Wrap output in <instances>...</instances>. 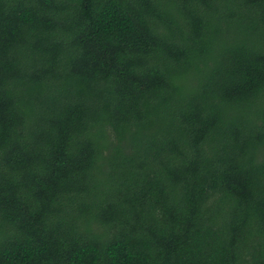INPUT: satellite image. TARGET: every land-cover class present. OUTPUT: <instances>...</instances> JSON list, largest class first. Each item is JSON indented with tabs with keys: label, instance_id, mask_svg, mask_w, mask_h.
<instances>
[{
	"label": "trees",
	"instance_id": "obj_1",
	"mask_svg": "<svg viewBox=\"0 0 264 264\" xmlns=\"http://www.w3.org/2000/svg\"><path fill=\"white\" fill-rule=\"evenodd\" d=\"M0 264H264V0H0Z\"/></svg>",
	"mask_w": 264,
	"mask_h": 264
}]
</instances>
